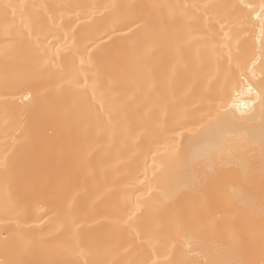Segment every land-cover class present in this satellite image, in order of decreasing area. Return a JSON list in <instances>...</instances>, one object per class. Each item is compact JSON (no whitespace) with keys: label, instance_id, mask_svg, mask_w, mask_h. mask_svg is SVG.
<instances>
[{"label":"bare ground","instance_id":"6f19581e","mask_svg":"<svg viewBox=\"0 0 264 264\" xmlns=\"http://www.w3.org/2000/svg\"><path fill=\"white\" fill-rule=\"evenodd\" d=\"M259 3L0 0V264H264Z\"/></svg>","mask_w":264,"mask_h":264},{"label":"snow or ice","instance_id":"6c2138e0","mask_svg":"<svg viewBox=\"0 0 264 264\" xmlns=\"http://www.w3.org/2000/svg\"><path fill=\"white\" fill-rule=\"evenodd\" d=\"M5 7H11V6L6 5ZM244 7L249 8V9H254L257 6L251 5V4H245ZM258 7H259V12L256 14L255 18L260 20L261 36L264 37V0H260ZM251 15L252 13L250 12L249 17H251ZM225 35L227 36V33H225ZM81 63H84V61L82 60ZM251 90L252 89L249 88V91ZM222 142H223L222 134L217 133L215 134L213 139L203 141L202 147L197 149V152L195 154L193 153L191 145H190L188 153L186 155V161H185V170H186L185 179H186V182L193 189H195L200 183V177L195 170L196 165L200 162V160L208 158V156L213 151L219 150L221 148ZM260 147H261V161H262V165H264V134H262ZM224 195L227 198L232 199V200H236V201L240 200L239 194L236 192L235 189H228L224 193ZM186 243L190 245L191 240H187Z\"/></svg>","mask_w":264,"mask_h":264}]
</instances>
